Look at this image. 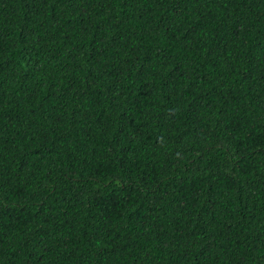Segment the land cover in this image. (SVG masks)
Returning a JSON list of instances; mask_svg holds the SVG:
<instances>
[{
  "label": "trees",
  "instance_id": "16d2710c",
  "mask_svg": "<svg viewBox=\"0 0 264 264\" xmlns=\"http://www.w3.org/2000/svg\"><path fill=\"white\" fill-rule=\"evenodd\" d=\"M0 264H264V0H0Z\"/></svg>",
  "mask_w": 264,
  "mask_h": 264
}]
</instances>
